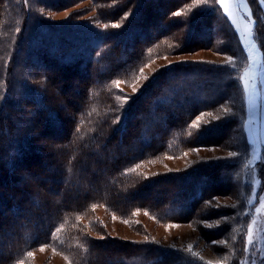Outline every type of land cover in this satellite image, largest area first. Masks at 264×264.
<instances>
[{
    "label": "trees",
    "instance_id": "16d2710c",
    "mask_svg": "<svg viewBox=\"0 0 264 264\" xmlns=\"http://www.w3.org/2000/svg\"><path fill=\"white\" fill-rule=\"evenodd\" d=\"M79 1L0 0V264L23 263L46 245L72 264H208L154 241L94 236L102 230L82 221H92L96 205L123 218L142 209L158 221L199 224L209 242L226 244V264H240L247 218L238 161L163 176L142 170L197 147L247 153L234 63L245 52L232 24L216 0H89L93 15L50 20ZM250 5L257 37L264 25ZM199 49L233 61L163 67L116 105L114 82L136 80L153 58ZM35 65L50 69L49 82L39 83L46 76ZM70 86L78 99L67 97ZM44 150L48 172L40 174ZM222 194L236 205L217 203Z\"/></svg>",
    "mask_w": 264,
    "mask_h": 264
},
{
    "label": "rangeland",
    "instance_id": "374dc122",
    "mask_svg": "<svg viewBox=\"0 0 264 264\" xmlns=\"http://www.w3.org/2000/svg\"><path fill=\"white\" fill-rule=\"evenodd\" d=\"M216 1L238 34L245 52L244 60H236L234 63L236 67H239L237 79L242 89L245 106L242 131L248 146L247 153L241 155L242 158L240 159L235 152H230L219 146L197 147L178 156H162L153 164L143 166L142 170L148 176L154 174L163 176L183 171L189 168L188 166L190 165L195 166L209 160L225 158L238 161L239 177L246 192L243 213L247 218L244 252L240 264H253V262L255 264H264V55L262 50V46L264 48V26L261 28L262 32H259L260 35L257 36L261 41V45L254 34L255 21L250 5L252 0H225V5L229 9L228 12H225V7L221 6L218 0ZM253 2L258 8L255 18L258 19L260 24L263 23L264 25V0H253ZM89 4V0L79 1L49 14V18L51 21L58 22H65L72 16H80V19H85L93 15V11L88 10ZM33 11H37V9L34 8ZM180 61H209L216 64H227L233 60L229 56L205 49H199L190 54L153 58L140 70V75L136 80L126 83L116 81L112 84L115 89H111V91L116 95V105L120 107L128 102L126 99H122L123 96L131 98L134 95L137 97V91L143 86L142 84L147 75L152 76L157 70ZM35 67L41 69L40 73L46 76V79L39 77V83L49 82L50 69L39 65H35ZM33 70L29 71L32 72ZM75 74V77H77V73ZM68 76L72 78V73L68 74ZM93 79V76H91L90 80ZM75 80L76 78L73 77V82ZM15 89L17 88L15 87ZM66 91L68 98L71 96L74 99L79 98V92L75 87L70 86ZM53 92L55 95L59 93L56 90H53ZM2 100L3 97L0 95V102ZM44 101L47 102V99ZM206 119H209L208 115L201 120L206 121ZM46 148L52 152L56 151L53 147ZM46 152L45 150L44 153L38 152L40 166L38 165L39 170L37 172L40 174L48 172V164L45 166V156H42V154L46 155ZM159 185H164V183ZM84 191L90 192L91 190L84 188ZM216 202L228 208L236 205L231 197L224 194L218 196ZM91 219L92 221L84 220L82 223L87 227L93 223L100 228L102 235L93 234L96 237H109L129 242L154 241L163 246L177 247L191 252L208 264H226L227 252L224 251L226 244L221 240L209 242L206 236L201 235V226L199 224L158 221L142 209L135 211L128 218H123L117 214L110 213L101 205H96L92 208ZM202 223L205 227L204 229L212 225L207 222ZM110 260L116 261L114 257ZM20 264L72 263L62 256L61 253L46 245L36 248Z\"/></svg>",
    "mask_w": 264,
    "mask_h": 264
},
{
    "label": "snow or ice",
    "instance_id": "6c2138e0",
    "mask_svg": "<svg viewBox=\"0 0 264 264\" xmlns=\"http://www.w3.org/2000/svg\"><path fill=\"white\" fill-rule=\"evenodd\" d=\"M218 3L221 5V6H224L225 7V12H228V7L225 5V0H218ZM178 15V13H177ZM113 27H118V25H113ZM195 126V125H194ZM247 250V249H246ZM253 264H255V262H253Z\"/></svg>",
    "mask_w": 264,
    "mask_h": 264
}]
</instances>
